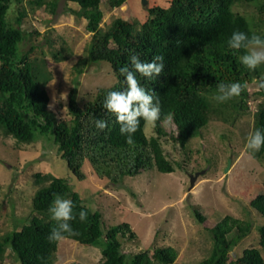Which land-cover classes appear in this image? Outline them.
Wrapping results in <instances>:
<instances>
[{"label":"trees","instance_id":"obj_1","mask_svg":"<svg viewBox=\"0 0 264 264\" xmlns=\"http://www.w3.org/2000/svg\"><path fill=\"white\" fill-rule=\"evenodd\" d=\"M25 0H0V131L19 143L31 144L45 141L56 148L66 162L68 175L37 172L34 182L38 188L33 195V211L28 223L7 232L0 241V258L6 247L17 258L16 264H54L59 242H49L48 236L56 222L49 214L54 194L73 202L76 219L71 221L74 234L65 238L81 244L99 247L102 258L99 264H178V250L173 246L154 248L153 259L148 250L126 252L121 237L136 238L131 225L123 222L105 228L103 214L92 209L87 199L74 184L86 178L87 160L99 177L115 182L126 176H136L144 170L156 168L170 173L174 164L167 158L162 138L165 117L172 114L177 134L172 138L185 147L190 138L201 135L202 128L215 112L226 114L227 109L239 113L248 109L249 85L264 76V64L255 70L241 63L244 50L232 49L228 40L236 30L264 38V0H170L168 6L160 4L148 8V17L141 24L116 18L108 28L101 26L104 13L102 0H67L79 8H70L72 14L87 20V30L92 33L89 44V61H107L111 64L118 82L100 89L93 100L80 106L73 89L69 96L71 119L60 120L49 109L48 84L53 80L46 54L31 56L34 46L22 50V43L31 37L26 27L28 11L19 10L12 19L8 13L13 2ZM29 9L42 8L55 14L59 0H27ZM127 0H109L111 7H120ZM236 4L255 7L256 15L249 18L236 11ZM137 55L141 61L150 62L154 56L164 57V70L156 78L148 79L137 74L146 91L154 93L161 107L160 120L155 122L157 135L148 136L146 123L140 121L133 135V144L126 143L114 114L102 107L109 91H123L125 77L120 68L130 66V57ZM56 59L65 60L63 52H53ZM239 82L248 87L226 102L214 99L219 83ZM256 95L263 97L255 112V129H264V89ZM108 122L103 131L94 121ZM253 155L264 159V147ZM1 193V184H0ZM251 207L264 217V192L254 196ZM88 213L80 222L78 213ZM201 217V220H204ZM237 229L234 238L228 235ZM213 248L210 255L199 264H264V222L259 227V246L246 247L242 254L228 260L226 253L251 231V224L226 215L213 228ZM72 264H81L72 262Z\"/></svg>","mask_w":264,"mask_h":264},{"label":"rangeland","instance_id":"obj_2","mask_svg":"<svg viewBox=\"0 0 264 264\" xmlns=\"http://www.w3.org/2000/svg\"><path fill=\"white\" fill-rule=\"evenodd\" d=\"M169 3L170 0H148L145 5L143 0H127L120 7H111L109 0H102L101 26L108 28L116 18L141 24L148 17L150 6ZM22 7L28 11L27 30L36 29L39 34L33 33L21 49L34 46L31 56L46 54L53 72V80L47 86L48 107L58 119L69 120V96L73 89L79 105L84 106L100 89L117 83V77L109 62L88 60L92 33L87 30L84 17L71 13L70 8H79L75 3L59 0L56 13L52 14L45 5L32 11L27 0L13 2L8 17L14 19ZM234 9L249 18L256 15L251 5L236 4ZM60 50L67 59L53 56V52ZM257 91L254 81L249 85L248 109L239 113L230 109L226 114L215 112L202 128V134L190 138L185 147L172 138L177 134L174 121H163L166 135L162 145L174 164L173 172L150 168L115 182L106 176L99 177L85 161L86 178L75 180L74 184L87 204L102 212L105 228L123 222L131 225L136 238L119 237L126 252L148 250L155 259L154 248L173 246L179 252L178 264H199L213 248L210 229L226 215L251 224L248 235L227 251L229 261L241 255L246 247L259 246V227L264 217L251 207L250 201L264 192V159L255 157L245 147L248 134L255 130L257 104L263 99L256 95ZM145 132L148 136L157 135L155 124L147 122ZM37 172L65 177L68 168L56 148L45 141L19 143L0 131V241L7 232L28 223L38 188L34 182ZM196 173L199 174L191 187V178ZM236 232L234 229L228 237L234 238ZM2 256L0 264L18 262L10 247H6ZM101 258L99 247L65 238L59 241L54 264L58 259L99 264Z\"/></svg>","mask_w":264,"mask_h":264},{"label":"clouds","instance_id":"obj_3","mask_svg":"<svg viewBox=\"0 0 264 264\" xmlns=\"http://www.w3.org/2000/svg\"><path fill=\"white\" fill-rule=\"evenodd\" d=\"M228 45L232 49L244 50L240 57L241 63L251 70H255L259 65L264 64V38L259 35L236 30L228 40ZM164 57L157 55L150 62L141 61L137 55L130 57V66L125 65L120 68V74L125 77L126 87L123 91H109L103 101L102 107L107 112L116 117V122L120 125V133L126 136V143L133 144V135L140 126V121L155 124L160 120L161 107L158 98L154 102V93H150L141 86L137 79V74L142 77L152 79L158 77L164 70ZM248 85L239 82L219 83L217 94L214 99L223 103L227 100L239 96ZM257 88L264 89V76L257 80ZM172 114L165 117L166 122H172ZM95 127L101 131L108 127V122L97 119L94 121ZM247 150L259 152L264 147V129H255L246 138ZM73 202L65 199L59 194H54L52 203L49 206V214L55 226L51 228L49 242H59L65 239V233L74 234L71 221L76 219L73 213ZM79 221L85 222L88 213L84 210L78 213ZM57 264H72L71 259H58Z\"/></svg>","mask_w":264,"mask_h":264},{"label":"water","instance_id":"obj_4","mask_svg":"<svg viewBox=\"0 0 264 264\" xmlns=\"http://www.w3.org/2000/svg\"><path fill=\"white\" fill-rule=\"evenodd\" d=\"M143 1H144L145 5L148 3V0H143ZM229 167H230V166H229ZM229 167L227 168V170H229ZM198 174H199V173H196V176H192V178H191V187L194 186V182H195V179H196V177L198 176Z\"/></svg>","mask_w":264,"mask_h":264}]
</instances>
